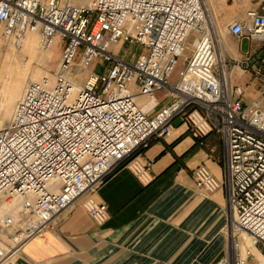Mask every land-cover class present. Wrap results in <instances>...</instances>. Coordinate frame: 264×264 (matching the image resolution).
<instances>
[{
	"label": "built area",
	"instance_id": "1",
	"mask_svg": "<svg viewBox=\"0 0 264 264\" xmlns=\"http://www.w3.org/2000/svg\"><path fill=\"white\" fill-rule=\"evenodd\" d=\"M0 24L15 47L29 33L42 50L62 45L53 74L29 80L12 116L0 117V264H16L77 200L104 223L99 186L121 167L146 178L142 150L168 138L177 117L197 137L217 132L224 143L221 181L203 164L193 171L199 190H225L218 264H262L252 247L264 259V108L225 82L203 0H0ZM228 30L264 44V0Z\"/></svg>",
	"mask_w": 264,
	"mask_h": 264
},
{
	"label": "crops",
	"instance_id": "2",
	"mask_svg": "<svg viewBox=\"0 0 264 264\" xmlns=\"http://www.w3.org/2000/svg\"><path fill=\"white\" fill-rule=\"evenodd\" d=\"M205 1L209 20L228 29L249 10L262 8V0ZM234 39L222 40L223 65L232 71L245 61L256 66L264 44L246 36ZM156 99L158 106L166 103L163 92ZM172 124L168 138H152L141 152L149 165L146 178L121 167L99 186L95 198L106 207L104 223H96L77 200L43 237L22 247L16 264H218L226 246L225 190H199L193 171L203 164L221 181L224 143L217 132L197 137L181 117Z\"/></svg>",
	"mask_w": 264,
	"mask_h": 264
},
{
	"label": "rangeland",
	"instance_id": "3",
	"mask_svg": "<svg viewBox=\"0 0 264 264\" xmlns=\"http://www.w3.org/2000/svg\"><path fill=\"white\" fill-rule=\"evenodd\" d=\"M64 2L81 5L76 0H64ZM215 25L221 41L224 37L227 40H235L234 36L229 33L226 24L217 22ZM30 43H33L32 48L29 47ZM61 49L62 45L58 42L50 50L40 49L36 35H28L20 47H15L8 38L4 37L3 26L0 24V117L3 120L7 121L10 118L29 80H37L42 76L53 74ZM188 55H190V49L185 53V56ZM251 58L253 56L249 57V59ZM262 59L264 60V55L258 54L254 60L256 62L255 67L251 66L245 71H237L236 69L227 70V72L230 76L229 84L239 86L248 100L259 102L264 108V67L260 66ZM183 67V58H180L171 77L172 82L176 81L178 72ZM13 93L15 96L12 97ZM10 98H13L11 108L8 110L9 112H5L4 106ZM138 102L144 103L145 101L138 100ZM245 237V245L249 246L250 243ZM252 252L264 264L262 256H258L254 247H252Z\"/></svg>",
	"mask_w": 264,
	"mask_h": 264
},
{
	"label": "bare ground",
	"instance_id": "4",
	"mask_svg": "<svg viewBox=\"0 0 264 264\" xmlns=\"http://www.w3.org/2000/svg\"><path fill=\"white\" fill-rule=\"evenodd\" d=\"M203 2L205 3V5H206V1L205 0H203ZM208 7H209V5H208ZM210 11V10H209ZM210 13V12H209ZM211 15V14H210ZM209 19H210V17H209ZM211 20V19H210ZM209 20V21H210ZM210 25H211V27H212V29H213V32L216 34V36L218 37V35H217V28H216V25H215V23L213 22V21H210ZM28 35H36V34H34V33H29V34H27V36ZM27 36H26V38H27ZM32 46H33V43H30L29 44V47L30 48H32ZM217 46H218V57H219V62H221V65H222V69H223V75H224V77H225V82H227L228 80H229V75H228V72L226 71V69H225V67H224V65H223V58H224V52H223V50H222V41H221V39L219 38V41H218V43H217ZM240 69H237V71H239ZM241 71V70H240ZM13 95L15 96V93H13L12 94V97H13ZM12 101H13V98H10L9 99V101H7L6 102V104H5V106H4V110H5V112L6 111H8L11 107V103H12ZM148 104H151V103H153V101H146ZM14 111V110H13ZM9 112V111H8ZM12 114H13V112H12ZM12 114H11V116H12ZM10 116V117H11ZM4 206H6V205H4ZM245 236H247V235H245ZM244 236V234H243V237H245ZM246 238V237H245ZM246 239H248V238H246ZM249 241V240H248ZM248 244V243H247ZM256 250V252H258V250L257 249H255ZM259 253V252H258ZM260 254V253H259Z\"/></svg>",
	"mask_w": 264,
	"mask_h": 264
}]
</instances>
